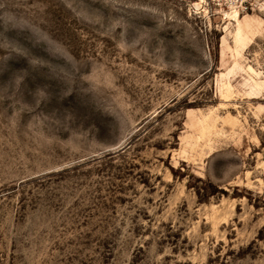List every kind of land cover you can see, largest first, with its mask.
Here are the masks:
<instances>
[{
  "label": "rangeland",
  "instance_id": "rangeland-1",
  "mask_svg": "<svg viewBox=\"0 0 264 264\" xmlns=\"http://www.w3.org/2000/svg\"><path fill=\"white\" fill-rule=\"evenodd\" d=\"M256 2L0 0V264H264Z\"/></svg>",
  "mask_w": 264,
  "mask_h": 264
},
{
  "label": "built area",
  "instance_id": "built-area-1",
  "mask_svg": "<svg viewBox=\"0 0 264 264\" xmlns=\"http://www.w3.org/2000/svg\"><path fill=\"white\" fill-rule=\"evenodd\" d=\"M207 3L215 7V9H229L232 12L237 11L238 13H248L259 5L256 0H207Z\"/></svg>",
  "mask_w": 264,
  "mask_h": 264
},
{
  "label": "bare ground",
  "instance_id": "bare-ground-1",
  "mask_svg": "<svg viewBox=\"0 0 264 264\" xmlns=\"http://www.w3.org/2000/svg\"><path fill=\"white\" fill-rule=\"evenodd\" d=\"M234 12V13H233ZM233 12H231V13H233V17L235 18V19H239V14L240 13H238L237 11H233ZM229 14L227 13V16H228Z\"/></svg>",
  "mask_w": 264,
  "mask_h": 264
}]
</instances>
